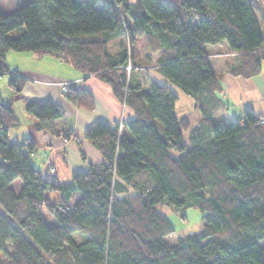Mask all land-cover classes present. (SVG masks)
Segmentation results:
<instances>
[{"label":"trees","instance_id":"16d2710c","mask_svg":"<svg viewBox=\"0 0 264 264\" xmlns=\"http://www.w3.org/2000/svg\"><path fill=\"white\" fill-rule=\"evenodd\" d=\"M257 8L264 14V0H31L0 11V76L9 74L14 93L26 78L6 53L32 51L96 75L134 111L113 126L93 121L84 137L105 161L57 181L34 165L32 138L10 140L19 119L0 101V264H264V114L219 117L226 104L206 50L227 41L239 59L229 71L259 73ZM140 38L146 63L160 55L165 79L146 87L134 50ZM174 87L196 102V124L178 117ZM65 95L94 107L84 90ZM25 110L36 129L64 116L51 99L28 100ZM160 204L184 219L198 208L202 229L170 241L176 228Z\"/></svg>","mask_w":264,"mask_h":264},{"label":"crops","instance_id":"0c3cea01","mask_svg":"<svg viewBox=\"0 0 264 264\" xmlns=\"http://www.w3.org/2000/svg\"><path fill=\"white\" fill-rule=\"evenodd\" d=\"M130 1L135 2L136 0ZM206 50L211 62L212 60L215 62L212 65L220 79V88L216 90V95L226 104V107L220 111L219 117L230 121L243 116L245 111L264 114V62L261 71L251 77L234 75L229 70L231 66L238 64L239 59L235 53L231 52L227 41L208 44ZM146 52V42L142 41L136 54L141 58L139 67L142 71L137 70V74L138 80L145 86H149L153 80L162 82L165 79L156 70L160 55L154 54L152 61L146 63L144 60ZM34 54H29V57L35 65L10 66L12 70L19 71L26 78L22 91L19 93H14L13 90L6 92L5 99L0 94V101L10 105L19 119V125L10 129V140L21 141L25 138H32L37 143V151L31 158L41 175L49 180L69 181L73 171L86 170L89 162L102 163L105 161L103 154L84 137L87 127L99 119L113 126L123 119L132 118L134 111L122 104L114 96L110 86L96 75H88L71 63L50 54L42 56ZM42 65L44 66L39 67ZM61 81H69L71 82L70 88L84 90L91 94L94 107L87 108L69 100L62 91L59 83ZM174 89L178 97L180 96L183 101L187 102L191 109L197 108L193 98L177 87ZM31 99H51L62 106L64 116L49 122L42 129H36V119L25 110L26 102ZM21 100L26 114L23 111L21 113L15 111L16 101ZM200 114L199 110L197 121L200 119ZM23 120L27 122L25 125L22 124ZM64 130L70 131L74 137L63 136ZM20 187L21 182L18 181L15 189L19 190ZM50 195H56L55 198L59 196L54 192H50Z\"/></svg>","mask_w":264,"mask_h":264},{"label":"rangeland","instance_id":"374dc122","mask_svg":"<svg viewBox=\"0 0 264 264\" xmlns=\"http://www.w3.org/2000/svg\"><path fill=\"white\" fill-rule=\"evenodd\" d=\"M29 1H31V0H0V11L3 13H8V12L14 11L19 6L25 4ZM257 13H258V18L260 21L262 33H264L263 14L261 13L260 10H258V8H257ZM142 41L144 42L145 40L143 38H140L138 40V43L135 45V47H134L135 55L137 54V52L139 50V46L141 45ZM29 54H34V52L10 50L6 53L9 65L13 66V67H25L28 65H35V63L29 57L30 56ZM137 59L141 63V58L137 57ZM212 64L213 65L215 64V62H213V60H212ZM43 66L44 65L39 66V67H43ZM138 70L142 71L140 67ZM8 80H9V74L6 73V74L0 76V87H1L0 88V91H1L0 94L4 99L7 95L6 92H9L12 90L10 88V86L8 85ZM16 102H17V105H15V111L17 113H21V111H23L25 113L24 106L22 105V100L16 101ZM20 102H21V105H20ZM175 110H176L178 117L187 115L191 118V121L193 124H195L197 122V119H198L197 117L199 116V110L197 108L195 110L191 109L190 106L187 104V102L183 101L180 96L177 98ZM26 123L27 122H25L23 120L22 124L25 125ZM65 132H70V131L64 130V132H62L63 136L69 137V138L74 137V136H72L71 133H69L68 135H65ZM184 135L187 137L188 131H185ZM12 137H13V135H12ZM17 184H18V181L14 183V186ZM54 193L57 195H60L58 192H54ZM53 196L56 197V195H53ZM159 208L161 211H163L165 214L168 215L169 219L171 220L174 227L176 228V232L169 237V240L174 242V243L176 242V239L179 236L198 233L202 229V225H203L202 218H201L202 213L198 208L194 207V208L186 209V211H185L186 215H187L186 219H184L181 216L182 211H175L172 207H170L167 204H160ZM48 217H49L48 222L50 225H52L56 222L53 217H51V216H48ZM0 256H2V255L0 254Z\"/></svg>","mask_w":264,"mask_h":264},{"label":"built area","instance_id":"2783aa9c","mask_svg":"<svg viewBox=\"0 0 264 264\" xmlns=\"http://www.w3.org/2000/svg\"><path fill=\"white\" fill-rule=\"evenodd\" d=\"M128 67L130 69L131 68V65H129ZM59 83L61 84L63 93L64 94L69 93V89H70L71 82H69V81H61ZM69 133L70 132H65V135H68Z\"/></svg>","mask_w":264,"mask_h":264}]
</instances>
